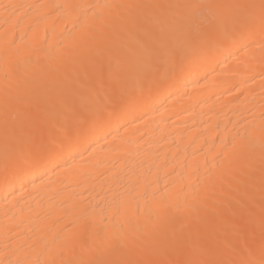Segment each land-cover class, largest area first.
I'll return each mask as SVG.
<instances>
[{"label":"bare ground","instance_id":"1","mask_svg":"<svg viewBox=\"0 0 264 264\" xmlns=\"http://www.w3.org/2000/svg\"><path fill=\"white\" fill-rule=\"evenodd\" d=\"M258 195L264 0H0V264L211 261Z\"/></svg>","mask_w":264,"mask_h":264},{"label":"rangeland","instance_id":"2","mask_svg":"<svg viewBox=\"0 0 264 264\" xmlns=\"http://www.w3.org/2000/svg\"><path fill=\"white\" fill-rule=\"evenodd\" d=\"M202 11H205L206 13H205V15H207V16H209V14L207 13L208 12V10L206 11V10H202ZM201 13H203L202 15H204V12H201ZM205 15H204V17H205ZM262 196V197H261ZM258 198V199H257ZM263 198V199H262ZM256 199L258 200L257 202H256ZM252 201H253V203H250L251 205H249L248 204V206H247V208H245L244 206H243V204L242 203H240V201L239 202H236V203H238V205H242V206H239V208H245V209H247L249 212L247 213V214H245V216L243 217V219H242V217L240 216V217H238V222L240 221V223L241 224H239V223H237V221L234 219V221H235V223L237 224H234L233 225V227L231 228L233 231H238V232H235V233H237V234H233V231H231V233L229 234V237H228V239H226V241H225V243H224V245H223V247H222V245H221V247H220V251H218L217 250V252H215V254H217V255H215L214 256V254H213V258L211 257V261H208L207 259H205V258H203L204 260H206V261H203V259H202V262H200V261H198V260H191L190 262H188V263H185L184 261L182 262L183 264H220L221 263V261H220V259H222L223 260V258H222V256H223V254L225 255H227L228 254V252H229V255L228 256H232V254L234 255V253H232V252H234V250H235V254H236V247H242V245H244L243 243H242V238H240V237H242V235L245 237L244 238V240H245V242L247 241V244H248V241L250 242V240H252V239H254V238H257L258 237V235L262 232V229L261 228H263V226H264V215H263V211H264V207H262L263 205H264V195H258V197L257 196H254L252 199H251ZM260 200H263V201H260ZM252 201H250V202H252ZM257 204H256V203ZM261 202V203H260ZM240 203V204H239ZM255 204V205H254ZM237 207H238V205L237 204H235ZM260 205H262L261 207H260ZM253 206V207H252ZM255 206H257V207H255ZM250 209H249V208ZM260 207V208H259ZM253 208H255V209H253ZM257 208H259V209H257ZM261 212V213H260ZM251 215H250V214ZM258 214H260V215H258ZM230 215V214H229ZM253 215H255V216H253ZM247 216H248V218H247ZM250 216H252V217H250ZM228 217V216H227ZM260 217H262V218H260ZM256 218V219H255ZM237 219V218H236ZM248 219V220H247ZM258 220V221H257ZM261 220V221H260ZM244 221V222H243ZM243 223V224H242ZM247 223V224H246ZM249 223V224H248ZM250 223H252L251 224V226L253 227H251L250 226ZM244 224H246V225H244ZM243 225V226H242ZM248 225V226H247ZM261 225V226H260ZM238 226V227H237ZM256 226V227H255ZM236 227V228H235ZM243 227H245V228H243ZM233 228H235V229H233ZM252 230H251V229ZM241 229H245L244 230V234H243V230L241 231ZM251 230V231H247V230ZM255 230V231H254ZM258 231H260L259 233H257ZM247 232V233H246ZM249 233V234H248ZM254 233V234H253ZM234 235H236V236H234ZM251 235V239H250V236ZM255 235V236H254ZM239 238H238V237ZM257 236V237H256ZM231 237V238H230ZM249 237V238H248ZM252 237H254V238H252ZM232 241V242H230V241ZM236 240V241H235ZM238 240H240V242L238 241ZM244 240H243V242H244ZM228 241V242H227ZM235 241V242H234ZM244 242V243H245ZM230 243H232V244H234V246L231 244L230 245ZM242 243V245H240ZM229 244V245H228ZM246 244V243H245ZM225 246H226V248H225ZM229 246V247H228ZM231 247V248H230ZM234 247V248H233ZM240 247V248H241ZM244 247H246V245L244 246ZM223 248V249H222ZM236 248V249H235ZM243 248V247H242ZM241 248V249H242ZM232 249H234V250H232ZM226 250V251H225ZM221 251H222V253H221ZM225 251V252H224ZM228 251V252H227ZM220 253V254H219ZM231 254V255H230ZM217 256V257H216ZM220 257V258H219ZM213 259V260H212ZM167 261V262H166ZM163 260V263L162 264H170L171 262V264H175L172 260L170 261V260ZM207 261H208V263H207ZM220 261V262H219ZM165 262V263H164ZM181 263V262H180ZM177 264H179V263H177Z\"/></svg>","mask_w":264,"mask_h":264},{"label":"snow or ice","instance_id":"3","mask_svg":"<svg viewBox=\"0 0 264 264\" xmlns=\"http://www.w3.org/2000/svg\"><path fill=\"white\" fill-rule=\"evenodd\" d=\"M5 167L7 168V167H9V164L6 162V164H5Z\"/></svg>","mask_w":264,"mask_h":264}]
</instances>
